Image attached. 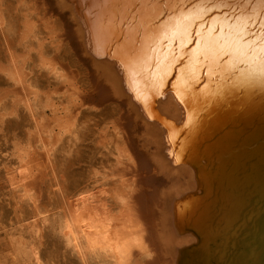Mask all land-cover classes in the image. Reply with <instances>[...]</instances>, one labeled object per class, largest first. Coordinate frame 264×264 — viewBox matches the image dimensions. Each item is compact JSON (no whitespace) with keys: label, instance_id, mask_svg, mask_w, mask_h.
I'll return each instance as SVG.
<instances>
[{"label":"bare ground","instance_id":"6f19581e","mask_svg":"<svg viewBox=\"0 0 264 264\" xmlns=\"http://www.w3.org/2000/svg\"><path fill=\"white\" fill-rule=\"evenodd\" d=\"M54 4L0 0V264H264V66L181 71L236 5Z\"/></svg>","mask_w":264,"mask_h":264},{"label":"snow or ice","instance_id":"6c2138e0","mask_svg":"<svg viewBox=\"0 0 264 264\" xmlns=\"http://www.w3.org/2000/svg\"><path fill=\"white\" fill-rule=\"evenodd\" d=\"M98 2H112V0H98ZM124 5H131L129 9L131 15L136 16L143 14L145 11L155 13L156 17L164 18L167 15V9L174 0H117ZM219 5H236L234 12L238 15L228 16L223 19L213 18L208 23V27L204 32L197 33V48L193 49V55L200 54L202 61L206 59L209 62H201L193 67L184 68L183 72H191L193 80H198V71L200 68H209L212 64H220L224 62L225 57H231L234 52L239 50L242 53H252L253 57L264 66V0H214ZM247 5V7H244ZM208 9L205 8L204 12ZM253 29H258L254 31ZM192 33L187 26L184 25L182 39L184 44L193 42ZM135 43V41H133ZM183 57L177 59L172 56L163 65L158 63L157 68L160 72L159 79L148 77L141 87L143 94L147 96L149 91L159 92L160 85L164 83V77L169 74L168 68L179 64ZM138 73H133L132 82L134 86L140 85V81L136 79ZM183 79V77H181Z\"/></svg>","mask_w":264,"mask_h":264},{"label":"rangeland","instance_id":"374dc122","mask_svg":"<svg viewBox=\"0 0 264 264\" xmlns=\"http://www.w3.org/2000/svg\"><path fill=\"white\" fill-rule=\"evenodd\" d=\"M50 6L54 7V0H48ZM67 18V16L65 17ZM34 180L36 182H38L40 184V179H39V173H35L34 174ZM16 181L17 179L13 176V177H7V174L5 172H0V196H3L4 194H8L7 192H10V191H13L14 187L16 186ZM43 184H41L40 188L41 190L44 189V186H42ZM8 189L10 191H8ZM43 197V196H42ZM41 197V200L44 202H47L46 199L42 198ZM44 199V200H43ZM8 238V236L6 235V233L4 232H0V245H3L6 241V239Z\"/></svg>","mask_w":264,"mask_h":264}]
</instances>
